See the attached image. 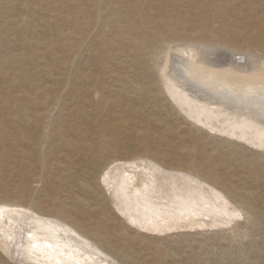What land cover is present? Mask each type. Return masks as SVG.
I'll list each match as a JSON object with an SVG mask.
<instances>
[{
  "label": "rangeland",
  "instance_id": "obj_1",
  "mask_svg": "<svg viewBox=\"0 0 264 264\" xmlns=\"http://www.w3.org/2000/svg\"><path fill=\"white\" fill-rule=\"evenodd\" d=\"M1 1L0 205L37 203L51 214L62 206L103 239L111 264H264V148L200 126L159 71L165 44L191 35L264 54V0H104L98 15L85 13L89 0ZM135 80L140 94L129 88ZM147 155L211 177L237 216L168 231L129 222L122 196L99 178L116 160ZM0 264L20 262L0 245Z\"/></svg>",
  "mask_w": 264,
  "mask_h": 264
},
{
  "label": "bare ground",
  "instance_id": "obj_2",
  "mask_svg": "<svg viewBox=\"0 0 264 264\" xmlns=\"http://www.w3.org/2000/svg\"><path fill=\"white\" fill-rule=\"evenodd\" d=\"M89 1L91 7L85 13L98 15L104 10V0ZM0 5L2 9L8 7L5 1ZM82 22L90 23L85 16ZM164 49L159 71L166 92L181 111L200 126L215 128L264 148L263 53L213 46L195 35L170 41ZM139 84L136 80L130 82L132 93L143 91ZM223 114L232 121L219 126L217 117ZM40 117L45 120L47 115L41 113ZM3 138L1 130L0 139ZM144 157H131L134 160L130 163L128 159L116 160L108 170L103 169L99 178L116 200L122 196L124 201L119 202V208L129 222L148 230L166 228V231L174 225H213V220L227 222L237 216L227 197L213 187L217 184L211 177L192 168H167L149 155ZM38 161L45 166L44 155ZM56 207L51 214L42 211L37 203L12 200L1 204L0 245L5 253L20 264H109L108 257L102 254L103 239L92 237L62 215V206L56 204ZM203 214L210 219L191 223L197 220L193 217ZM218 214L223 216L221 220ZM113 256L120 258L119 253Z\"/></svg>",
  "mask_w": 264,
  "mask_h": 264
}]
</instances>
